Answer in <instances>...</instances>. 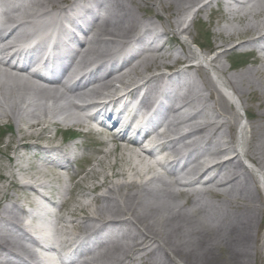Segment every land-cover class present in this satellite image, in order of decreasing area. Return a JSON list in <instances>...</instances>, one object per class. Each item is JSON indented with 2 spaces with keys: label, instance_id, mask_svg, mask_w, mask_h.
<instances>
[{
  "label": "bare ground",
  "instance_id": "bare-ground-1",
  "mask_svg": "<svg viewBox=\"0 0 264 264\" xmlns=\"http://www.w3.org/2000/svg\"><path fill=\"white\" fill-rule=\"evenodd\" d=\"M149 1L0 0L5 45L38 33L39 51L68 58L70 64L57 77L45 78L39 71L30 76L29 63L17 68L0 62V121L16 124L20 133L8 143L15 166L21 172L34 168L45 177L34 178V171L28 180L10 174L32 207L28 212L19 195L0 189V205L7 200L0 206V264H57L43 253L50 249L61 264H247L252 257L264 259V0ZM214 3L223 12L215 30L220 42L213 45L220 52L208 60L189 44L200 35L194 30L200 19L184 26V16L195 6V14L202 15ZM141 7L162 20L159 32L154 21H143L144 13L135 14ZM235 20L243 28L231 25ZM201 38L212 51L207 33ZM165 43L181 44L184 53L174 54ZM228 45L234 54L251 50L258 62L229 73L221 64ZM131 76L138 79L129 84ZM140 90L142 99L128 113L131 121L145 109L139 122H148L151 107L158 110L168 102L160 125L128 138L130 121L111 140L95 138L99 126L119 125L102 107L126 109ZM100 96L109 102L98 105L94 99ZM234 104L252 117L239 134L235 129L242 119ZM92 106L96 113L85 115ZM61 125L89 128L104 149L96 156H77V143H43L42 135ZM118 151L110 163L109 155ZM74 156L86 157L89 169L71 174ZM204 157L214 163L204 168ZM245 161L254 167L247 168ZM49 219H56L66 236L60 243L46 224Z\"/></svg>",
  "mask_w": 264,
  "mask_h": 264
},
{
  "label": "rangeland",
  "instance_id": "rangeland-1",
  "mask_svg": "<svg viewBox=\"0 0 264 264\" xmlns=\"http://www.w3.org/2000/svg\"><path fill=\"white\" fill-rule=\"evenodd\" d=\"M206 1H208V0H205V2ZM147 5H151V1L147 0ZM197 8H198V6H195L188 13H186V15L184 16V18L186 19L184 26L191 23L192 19H194V18L200 19V21L196 22L194 25V30L196 31V33L198 32L200 35H199L198 39L196 40V43L190 42L189 44H190V47L192 49H195V48L200 49L204 53L206 59L209 60L212 57H214L218 52H220L219 50H215L213 45L215 44V42L216 43L220 42L219 40H217L218 37L215 34V30H216L217 22L222 19V18L220 19V16L223 13L221 11L222 5L214 3V4H212L210 9H207L202 15H199V16H197L195 14ZM140 9L137 8V10L135 11V14L141 15L142 13H144L145 17L143 18V21L144 22H149V20L154 21L156 23L155 24V26H156L155 30L157 32H159L158 30L161 29L162 20L155 18L156 12L154 10L145 9L143 7H141ZM230 23H231V25L232 24L237 25V26H240L241 28H243V26H244L243 24H240L237 20L232 21ZM202 32L207 33L208 39L211 42L210 45H212V47H213L212 51L209 50V47L207 45L204 46V43L202 42L203 40L201 38ZM171 35H173V34H171ZM242 36H246V34H244ZM185 38H189V37L187 36ZM189 39L191 40V38H189ZM237 39H239V36L237 38H234V40H231L228 44H231L233 41L236 42ZM163 40L166 41L167 37L163 38ZM182 42H183V40H182ZM199 44L202 47H200ZM165 45L168 49H171V51L176 55L184 53V50L181 47V44L165 43ZM229 47H230L229 45L226 46L225 49H227L228 52L225 55H223L222 59H221V64L228 68L229 73L240 71V70H242L246 67H249V66L252 67L255 63L258 62L257 56L255 53H253V54H242V53L241 54H234V53H231V51H229V49H228ZM193 63H195L196 65H200V66H202V64H203L201 61L196 60V59L193 60ZM235 63H236V66H233V64H235ZM202 70L206 73L210 72L212 75V72L208 69V67L203 66ZM193 74L196 76H199V74H197V73L193 72ZM213 78H215V77H213ZM132 79L137 80L138 76H135V77L131 76L130 78H128L127 81L130 82L129 84L133 83ZM117 86H121V85L117 84ZM228 97H229L230 101L232 102V99L230 98V96H228ZM255 103H257V102H255ZM234 108H235V111L237 112V114L239 115V119H242V121L240 120L238 122L236 129H235V133L239 134L241 129L248 126L252 117H251L249 112L244 111V106L240 105V107H237L234 104ZM254 111L257 112L258 109L254 108ZM67 127L68 126H64V125H61L58 127L51 126V129L46 134V136L42 135L43 136V139H42L43 143L49 142V143H55V144H60V143L68 144L69 142L66 143V139H65L66 132L64 131ZM76 129L82 130L79 128H76ZM19 135H20V133L17 131L16 124L14 125V124H12V122H8L7 120L0 121V189H2L3 187L6 188L7 191L9 192L10 196L14 195L15 197H17L19 195V198L22 200L20 202V204H22L25 202L24 201V194L21 195L18 192L17 188L15 187V183H14L15 180L13 177L10 176V174L12 172L13 173L16 172L18 177H21L23 179L28 180L31 177V173L34 171V173H35V175L33 174V176H35L34 178L39 179V180H44L45 177L42 174L36 173L34 168L25 170L23 172L17 171V168L15 166L16 158L14 159L15 153L12 150L13 147L12 146L9 147L8 143L14 137H18ZM32 139H34V138H30V140H32ZM91 140L96 141L95 138H93ZM74 142L82 143V146H78L77 153L78 154L81 153L84 155L86 153V156L91 155V154L93 156H96L97 155L96 152H98L100 149H104V145H101L99 143L89 142V139L86 137H82L78 140H75ZM74 142H71V143H74ZM114 145L115 144L112 142L110 144V147L113 148ZM120 154H121L120 151L111 153L108 157V161L110 163H113L116 160V158L120 156ZM223 156L224 155H220V157H223ZM9 157H11V160H9ZM120 163H122V162H120ZM245 164L248 165V162L245 161ZM71 165H72V169L69 170L71 174L75 171H80L83 169H89V167H90L89 164H87L85 162V160H83L79 164L72 163ZM252 166L253 165L251 164L250 167H252ZM106 172H108V173L111 172L108 167H106ZM68 176L69 175H67V178H68ZM93 194H95V193H90L89 194L90 197H93ZM205 199L210 203L217 201V199H215V198L213 199L210 197H205ZM6 201L7 200L4 199L1 202L0 206H3L4 204H6L7 203ZM17 212L19 213V210H17ZM43 216L44 215H41V217H43ZM66 217L68 218L69 216L66 215ZM27 218L30 219L29 216H27ZM258 220L261 221V218H258ZM45 221L49 227L51 226V229L53 231L52 237H53V235L55 236L53 239H55L56 242L60 243L61 238H62V240L66 239V236L64 235L63 230H62V232H61L62 234H61L60 233L61 230H59L57 228L59 225L57 224L56 219H49V221L48 220H45ZM35 222L36 221H34V223ZM262 224L264 225V221ZM263 229H264V226H263ZM54 232H55V234H54ZM79 233H80V231L74 230V234H79ZM13 234H14V232L10 233V235H13ZM83 235H85V234H83ZM83 235H81V236H83ZM66 263H68V262H66ZM58 264H61V262ZM225 264H228V263L225 262ZM243 264H246V263H243ZM247 264H264V259H260L258 257H252Z\"/></svg>",
  "mask_w": 264,
  "mask_h": 264
}]
</instances>
